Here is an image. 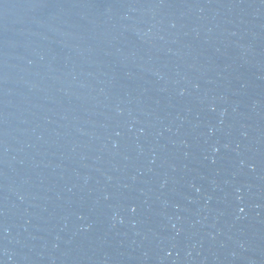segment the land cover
Instances as JSON below:
<instances>
[{"label": "water", "instance_id": "1", "mask_svg": "<svg viewBox=\"0 0 264 264\" xmlns=\"http://www.w3.org/2000/svg\"><path fill=\"white\" fill-rule=\"evenodd\" d=\"M0 264H264V0H0Z\"/></svg>", "mask_w": 264, "mask_h": 264}]
</instances>
